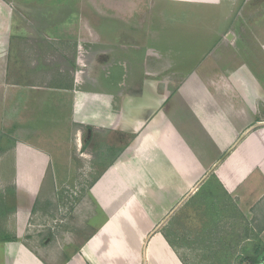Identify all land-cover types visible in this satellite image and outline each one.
Instances as JSON below:
<instances>
[{
    "label": "crops",
    "instance_id": "1",
    "mask_svg": "<svg viewBox=\"0 0 264 264\" xmlns=\"http://www.w3.org/2000/svg\"><path fill=\"white\" fill-rule=\"evenodd\" d=\"M17 1L0 0V115L3 114L4 120H7V127L12 131L6 132L13 139L6 144L8 152H0L6 156L0 155V182L2 178L7 181L12 177L11 188L9 184H0V264H184L166 233L161 231L162 224L172 214L180 213L178 207L182 203L194 207L200 204L202 198L209 199V193L214 194L213 199L216 195L215 201L232 202L231 210L236 207L248 221L256 208H260L257 216L264 219V118L258 117L257 103L259 96L264 100V88L254 74L246 73L247 66L240 67L238 80L236 77L232 79L238 86L233 88L235 92L226 95L227 100L222 97L226 93L209 90L208 82L205 87L203 82L202 87L177 89L175 103H171L167 99L174 93L164 89L158 91L156 79L150 77V73L136 76L139 73L128 71L129 66L123 68L119 63H111L105 68L110 62H106V58L103 62L95 61V45L91 47L89 40L74 44L72 38L82 32L96 42L94 37L99 24L90 20L94 13L85 12L88 19L86 25L80 28L81 33H75L72 26L63 29L62 26L54 27L57 24L44 22V9L50 8L49 12L53 13L48 15L52 17L60 14L65 6L70 11H77L79 9L74 7L76 2L80 4L81 1L96 0H62L59 6L49 0H23V6L25 3L28 6L33 3L38 5V8H33L34 13L45 24L38 30L39 33L43 32L40 37L48 31L51 36L44 44H53L63 53V56H51V59H70L63 47L69 48L67 50L75 45L79 49L83 47V52L79 50L76 59H90L91 68H87L84 75L88 80L95 77L99 81L97 85L100 89L96 92L74 89L67 100H63L57 87L55 92H58L49 97L43 92L38 96L30 87L31 67L35 73L38 72L35 70L37 65L47 67L45 59H49V55L45 45L36 51L39 52L36 59H43L40 63L36 60V66L32 64L33 61L27 65L26 58L16 59L17 41L13 37L15 25L21 18V14L18 19L15 14ZM107 1L115 2L121 23L124 22V13L127 16L131 13L132 16L125 24H111L116 25L113 26L117 30L115 35L113 33L115 39L121 40L124 31L133 36L135 31L138 33L143 25L132 21L139 11L137 2L143 4L144 1ZM155 1L158 0L151 3L155 4ZM109 25H103V29L111 32L113 28ZM21 31L31 32L30 28ZM103 37L107 38V35L100 39ZM56 41L60 44H54ZM132 41L135 46L132 49L139 52L141 44L136 45L135 39ZM126 52L114 56L109 54L108 59H138L135 52L132 55ZM144 57L156 59L157 55L146 52ZM30 58L34 59L32 56ZM105 62V67H99L96 71L97 65ZM121 68L123 71H120ZM101 76L107 85L110 77L118 80L121 76L124 83L118 84L117 88H105V82H100ZM252 81L254 88L250 86ZM124 85H129L126 90L122 87ZM49 99L53 102L50 103ZM61 104L62 107L67 105L72 123L90 130L87 145L92 144L93 151L106 145L102 150L108 164L89 189L91 204H95L96 208L94 217L100 214L102 223L93 228L92 233L65 260L56 261V257L48 260L38 249L22 242L25 233L24 228L22 231L19 229V220L25 224L28 222L36 197L31 198L33 192L41 190L49 169L54 181L57 172L53 170L54 157L48 153L49 150L41 149L20 128L27 126V118L48 110V105ZM85 107L92 108L90 112L93 115L87 122H82L77 118L79 114H87ZM40 115L54 121L42 119V128L55 133L54 136H46L47 143L60 145L62 149L63 138L59 132L63 125L60 116L64 114ZM17 122L19 126H16ZM83 133L82 130L80 138L84 136ZM9 194L10 204L6 201ZM4 220H10V230L4 231L5 227L1 226ZM17 228L18 231H15ZM260 233L264 234L263 227Z\"/></svg>",
    "mask_w": 264,
    "mask_h": 264
},
{
    "label": "rangeland",
    "instance_id": "2",
    "mask_svg": "<svg viewBox=\"0 0 264 264\" xmlns=\"http://www.w3.org/2000/svg\"><path fill=\"white\" fill-rule=\"evenodd\" d=\"M22 1L19 0L14 5V7L16 6V18L18 19L21 14L17 24L15 20L13 21L16 24L13 37L14 41H17L16 59L26 58L27 65L33 61L32 64L36 66V60L39 63L43 60L36 59V55L39 53L36 51L45 45L48 49V51L46 49V53L49 55V59H45V61L49 67L39 64L40 66L37 65L35 69L39 73L34 72L33 66L30 71V87L38 96L41 95L40 92H43L49 97L58 92H55L57 87L63 100H67L74 89L89 92H96L100 89L97 85L99 81L95 77L88 80V77L84 75V72L87 73L86 69L90 70L91 68L90 59H76L79 50L83 52V47L79 49L76 46L83 43L82 40H89L88 43L91 47L95 45V61L103 62L107 59L106 62H110L106 67V62L97 65L96 71L99 67L100 69L107 68L111 63H119L118 65L123 68L129 66L128 71L133 70L136 74L139 73L136 76H139L140 73L145 75L148 72L150 77L156 79L158 91L164 89V91L169 90L174 93L167 99L171 103H175L174 95L177 89L181 90L187 86L202 87L203 82L204 87L208 82L209 90L216 89L220 94L226 93L222 97L227 100L226 95L228 93L231 95L235 92L233 88L238 86L232 79L237 78V72H240L239 69L243 65L247 66V74H254L260 80L258 83L264 84V0H185V3L158 0L155 1V4L151 3L152 0H143V4L138 1L139 11L132 22L142 24L143 27L138 30V33L135 31L134 36L130 32L127 34V31H124L121 40L115 39L114 35L117 30L113 26L116 25H111L121 23L120 12L115 8L114 1H81L80 4L75 1L74 7L79 10L70 11L68 6H65L60 14L57 13L52 17L50 16L53 12H49L50 8L44 9L43 14L46 16L44 22L51 25L57 24L54 26L56 28L62 26L63 29H66V26H72L75 33H81L80 28L86 25L88 19L86 11L95 14L90 17V20L99 24L97 26L99 30L96 31L94 37L96 42H92L93 39L83 32L78 37H73L75 47L71 50L63 47V51L69 55L70 59H51L54 56H63V53L59 49H55L53 44L46 42L44 44V41L51 37L48 34L49 31L40 37L43 32L39 33L38 30L45 24L38 20L34 13L33 8L38 5L33 3L28 6L25 3L23 6ZM48 2H54L53 4L56 3L59 6L62 0H49ZM145 5L148 6L144 7ZM81 6L83 9L80 10ZM122 17L124 22L121 24H125L126 20L132 16L131 13L130 16L124 13ZM106 24H110L113 31L103 29V25ZM23 28H30L31 32L21 31ZM104 35H107V38L100 39ZM227 35L230 36L227 38ZM215 36L219 37L221 43L215 50H212L218 40ZM134 39L136 45L141 44L139 52L132 49L135 47L132 41ZM58 43V41L54 42V44ZM122 51H127L126 53L129 55L135 52L138 59H108L109 54L112 56L121 55ZM146 52L151 55L154 53L158 58L143 59ZM31 56L34 59H31ZM217 56L221 58L218 59ZM76 62L80 65L84 64L86 67L82 68ZM120 71L123 69L121 68ZM78 72L79 74L76 75ZM77 76L78 78H76ZM120 77L118 80L110 77V81L108 80L110 85H107L101 76L100 82H105V88H117L118 84L124 83V78ZM253 83L254 81L250 85L251 88H254ZM127 86L129 85L122 87L126 90ZM25 93L27 94V92ZM256 94L259 96L258 92ZM262 99L261 96L257 99L259 118H264V100ZM49 102L52 103L53 100L49 99ZM47 109L40 114L42 116L44 113L64 114L60 116L63 125L60 126L59 132L63 138L62 149L60 145L55 146L46 141L48 134H52V136L55 134L51 130L42 128L44 126L42 119L52 120L49 117L43 116L42 118L40 114L33 115L32 118L26 119L27 126L20 129L25 131L26 136L33 138L35 144L41 149H47L48 153L52 154L54 157L53 170L57 172L56 181L51 176V169H49L47 177H45L46 181L44 179L45 182L42 188L40 187L41 190L36 191L37 193L33 192V196H31V198L36 197L28 222L25 224L24 221L19 220V229L22 231L24 228L25 236L22 237V242L38 249L46 259L56 257V261H58L65 260L69 253L74 251L92 233L93 228H97L102 223L100 214L94 217L96 208L95 204L93 206L91 204L89 189L98 178L99 173L107 166L108 161H106L107 156L102 150L106 145L95 148V151H93L92 144L83 147V137L80 138V132L83 130L85 133L87 129L81 128L78 123L77 125L72 123L66 104L63 107L62 104L59 106L48 105ZM85 109L88 110L87 114H79L80 116L77 118L79 121L87 122L88 119H91L93 114L90 110L92 108L85 107ZM0 117V152L6 153L9 150L6 147L7 142L13 140L6 131L8 130L9 133L12 130L7 127V120H4L3 114ZM52 122L54 121L52 120ZM32 128L33 130H31ZM55 150L56 153H54ZM0 155L6 157L3 153ZM11 181L12 177L7 181L2 178L0 184L2 186L9 184V188H11ZM209 195L211 196L209 199L202 198L200 204L194 207H190L191 204L188 206L185 202L182 203L178 207L180 213L172 214L162 224L161 231L166 233L182 262L184 264H252L251 258L255 256L257 257L255 264H264V234L260 233V228H264V223H261L264 219L256 214L260 208L258 210L256 208L257 211H252L248 221L235 206V210H231L232 202L215 201L216 195L215 199H213V193H209ZM10 197L9 194V199L6 200L9 204ZM31 198L29 199L31 200ZM1 226L5 227L4 231L8 228L10 230V220L9 222L4 220ZM15 231H18V228ZM12 240L10 239V241ZM255 246H260L258 253H255Z\"/></svg>",
    "mask_w": 264,
    "mask_h": 264
},
{
    "label": "flooded vegetation",
    "instance_id": "3",
    "mask_svg": "<svg viewBox=\"0 0 264 264\" xmlns=\"http://www.w3.org/2000/svg\"><path fill=\"white\" fill-rule=\"evenodd\" d=\"M230 35H227V38L229 37ZM216 38H217V36H215ZM218 40H219V37L217 38ZM218 40H217V42H218ZM215 43L214 44V46L212 47V50H215L217 47H218V45H219V43H221V41L219 40V42L218 43ZM209 55V54H208ZM218 57V59L219 58H221V57H219V56H217ZM206 58H207V55H206ZM86 134V135H85ZM84 135L85 136H83V147H84V145H87V142H88V138H89V136L91 135V133H90V130L88 131H86L85 133H84ZM88 146V145H87Z\"/></svg>",
    "mask_w": 264,
    "mask_h": 264
},
{
    "label": "trees",
    "instance_id": "4",
    "mask_svg": "<svg viewBox=\"0 0 264 264\" xmlns=\"http://www.w3.org/2000/svg\"><path fill=\"white\" fill-rule=\"evenodd\" d=\"M259 247H260V246H255V253H258L257 251H258ZM256 258H257V257H255V256L251 258V259H252V264H255V262H256V260H257Z\"/></svg>",
    "mask_w": 264,
    "mask_h": 264
}]
</instances>
